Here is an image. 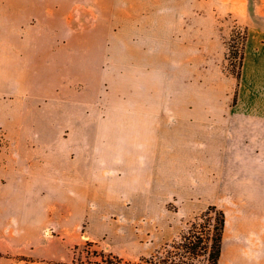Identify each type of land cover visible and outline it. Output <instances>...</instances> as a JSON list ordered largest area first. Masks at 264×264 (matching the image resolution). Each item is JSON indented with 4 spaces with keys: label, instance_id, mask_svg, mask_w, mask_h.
I'll list each match as a JSON object with an SVG mask.
<instances>
[{
    "label": "crops",
    "instance_id": "crops-1",
    "mask_svg": "<svg viewBox=\"0 0 264 264\" xmlns=\"http://www.w3.org/2000/svg\"><path fill=\"white\" fill-rule=\"evenodd\" d=\"M228 19L247 29L235 104L234 78L222 67ZM0 26L44 30L0 37L1 92L10 96L11 61L32 59V87L22 95L34 110L25 123L35 131L26 139L67 126V171L84 179L55 188L85 197V221L105 233L107 217L123 199L135 202L138 189L163 202L202 200L225 215L217 264H264V0H0ZM73 30L85 36L74 38ZM112 44L147 46L141 60L153 68L132 83L145 99H125L105 84L110 76L85 71L90 54L102 61ZM59 66L61 77L51 73ZM169 77L177 78V99ZM37 253L22 252L26 259L15 264L71 263L60 252Z\"/></svg>",
    "mask_w": 264,
    "mask_h": 264
},
{
    "label": "rangeland",
    "instance_id": "rangeland-1",
    "mask_svg": "<svg viewBox=\"0 0 264 264\" xmlns=\"http://www.w3.org/2000/svg\"><path fill=\"white\" fill-rule=\"evenodd\" d=\"M228 20L229 32L225 38L222 67L225 73L234 78L231 101L235 104V84L239 81L237 74L241 72L247 29L236 25L232 19ZM73 33L74 38L85 36V30H73ZM3 35L10 39L44 36V30L4 29L0 26V37ZM21 47L32 48L28 45ZM146 47L122 45L118 48L113 44L107 45L106 58L98 61L96 56L90 54V59L85 60V71L110 76L109 82L105 84L125 92V99H145V91L140 93L141 89H135L137 86L132 83L136 79L144 80V76L140 77L138 72L145 74L153 68L146 66V61L141 60ZM24 56L10 63V96L2 94L0 84V264L5 259L14 260L9 261V264L26 259L19 254L32 249L38 252V258L45 257L47 253L60 252L71 258L70 264H102L99 255L101 252L112 254L129 264H140V258H150L157 251L163 250L164 246L177 241L193 222L206 226L207 237L211 234L214 214L210 216L209 222L194 221V218L208 206L221 210L219 206L205 205L202 200L198 203L200 205L194 206L182 204L176 199L163 202L165 198L147 197L143 189H138L135 202L126 203L123 199L117 214L107 217L109 227L105 233H101L95 224L85 221V197L76 199L72 195H66L64 189L55 188L57 182L84 179L67 171L65 156L69 146L63 138L68 131L67 126L52 127L51 130L42 128L41 136L36 140L26 139L35 131L33 125L25 123L28 112L27 119L34 110L25 107L22 94L27 89L28 79L34 75V68L33 60L25 59ZM156 63L160 61H152L150 65ZM65 70L64 66H59L58 69L51 70V73L61 77ZM73 71L78 73L77 66H74ZM49 72L48 66L42 68L43 74L49 76ZM117 72H121L120 78L117 77ZM1 74L0 62V76ZM169 80L170 97L177 99V78L169 77ZM81 86L73 87L80 89ZM28 87L32 85L28 84ZM141 87L149 90L146 83ZM151 87L158 86L154 84ZM159 87L162 88V85ZM15 182H21L24 186L17 187ZM16 198L22 199L23 210L17 206ZM34 202L38 204L34 206ZM180 224L181 229L178 231ZM62 244H67V249L64 250ZM204 244L209 248L211 242L207 239ZM181 254L187 257H181ZM161 256L166 257L168 264H208L207 255L191 256L169 246ZM111 261L116 264L114 259ZM158 262L156 258L152 264H159Z\"/></svg>",
    "mask_w": 264,
    "mask_h": 264
},
{
    "label": "trees",
    "instance_id": "trees-1",
    "mask_svg": "<svg viewBox=\"0 0 264 264\" xmlns=\"http://www.w3.org/2000/svg\"><path fill=\"white\" fill-rule=\"evenodd\" d=\"M239 79L240 71L237 74V80ZM212 214H214L215 216L214 224L212 226V232L210 235H208V237L205 232L206 226H203L202 224H196L198 222H193L191 223L189 229L185 233H183L177 241H174L172 244L164 246L163 250L157 251L150 258H140V264H152L153 260L156 258L159 260V264H168V260L166 259V257L161 256L164 251L167 252L168 246L181 250L184 254H188L191 256L207 255L208 264H217L218 258L221 253V239L225 225L224 213L221 210H218L215 206H208L204 211H202L199 215L194 218V221L206 220L207 222H209L210 216ZM207 239L211 242L209 248L204 244L205 240ZM87 244L90 243L88 242ZM99 255L102 259V264H113L111 259H114L116 261V264H129L128 262H124L121 258L113 256L112 254H104L103 252H101ZM180 256L187 257L183 254H181ZM182 264L190 263L182 262Z\"/></svg>",
    "mask_w": 264,
    "mask_h": 264
}]
</instances>
